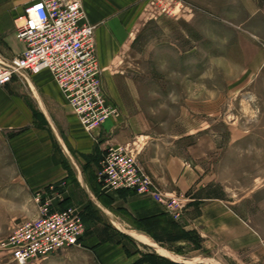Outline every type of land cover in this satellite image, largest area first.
Here are the masks:
<instances>
[{
	"label": "rangeland",
	"instance_id": "1",
	"mask_svg": "<svg viewBox=\"0 0 264 264\" xmlns=\"http://www.w3.org/2000/svg\"><path fill=\"white\" fill-rule=\"evenodd\" d=\"M11 8L10 0H0V31L13 22ZM129 10V20L123 21ZM113 19L117 24L103 31V46L96 49L117 123L101 132L108 121L103 122L94 141L105 151L138 139L141 152L160 142L161 149L198 176L194 189L205 195L203 200L195 199L192 189L184 195L157 184L163 193L176 195L180 214L175 217L165 206L175 225L152 234L159 248L180 256L177 263L201 255L198 259H208L201 264H253L248 249L233 258L231 245L220 243L211 228L202 235L185 233L179 223L190 203L195 215L216 221L215 206H208L207 213L198 206L214 201L264 235V0H136L113 5L97 22ZM1 44V59L21 52ZM13 44L15 51L23 47L19 39ZM13 81L26 94L30 91L21 77ZM9 134L0 133V264H12L3 247L8 234L34 216L22 190L15 196L6 189L17 175ZM128 237L136 240L129 232ZM153 247L143 248L154 253L149 256L153 264H175L157 256L162 254ZM74 250L28 264H95L86 254L73 255Z\"/></svg>",
	"mask_w": 264,
	"mask_h": 264
},
{
	"label": "crops",
	"instance_id": "2",
	"mask_svg": "<svg viewBox=\"0 0 264 264\" xmlns=\"http://www.w3.org/2000/svg\"><path fill=\"white\" fill-rule=\"evenodd\" d=\"M30 1L10 0L13 22L4 31H0L1 45L16 53L23 47L18 51L12 49L13 43L18 41L14 19L19 15L20 7ZM135 1L82 0V4L88 21L95 24L106 18V12L113 5ZM130 14V10L127 11L122 20L128 21ZM97 23L94 31L95 45L101 51L103 31L108 30L109 25L114 27L117 21ZM99 51L97 54H100ZM103 74L104 71L102 88ZM24 81L30 90L26 91L27 94L22 91L18 81L11 82L9 88H0V133L3 135L10 132L6 139L17 172L12 178L14 183L6 185L9 194L16 196L18 189L22 190L23 195L31 200L30 207L35 216V194L55 184V206L73 207L85 226L81 247L71 248L75 249L73 255L86 254L95 264H153L149 256H155L154 253L143 249L150 244L137 239L131 241L124 229H132L151 237L154 224L169 219L165 206L147 194H136L128 189H102L97 171L104 145L94 141L99 131L91 135L81 128L48 71L28 75ZM113 117L106 120L108 122L103 124L101 132L102 129L108 131L115 126L117 120ZM141 153V165L159 186L168 192L176 191L184 195L192 189L195 199H205L200 190L194 189L198 179L195 172L184 167L171 153L161 149L160 142L146 146ZM195 199L190 198L191 202ZM193 204L190 203L188 212L179 223L185 233L196 230L204 234L211 228L218 233L220 243L231 245L233 258L248 249L245 252L250 251L255 257L253 264H264L262 231L248 224L236 212L237 215L231 214L220 204L215 205L214 201L198 204L204 213H207L208 206L216 207L218 219L208 223L204 215L194 214ZM157 256L163 255L158 253ZM200 257L194 256L186 263H205L204 259L207 258L202 256L203 259H198ZM173 262L176 264L178 261Z\"/></svg>",
	"mask_w": 264,
	"mask_h": 264
},
{
	"label": "built area",
	"instance_id": "3",
	"mask_svg": "<svg viewBox=\"0 0 264 264\" xmlns=\"http://www.w3.org/2000/svg\"><path fill=\"white\" fill-rule=\"evenodd\" d=\"M23 49L14 58H0V88L14 76L48 71L81 128L94 134L115 106L102 88L103 68L95 45L96 26L88 21L82 0H32L14 19ZM141 141L113 145L102 154L97 171L104 190L128 189L147 194L178 217L177 197L163 193L140 162ZM55 184L35 194L37 214L17 224L3 243L12 264L40 262L81 247L84 223L73 207L55 206Z\"/></svg>",
	"mask_w": 264,
	"mask_h": 264
},
{
	"label": "bare ground",
	"instance_id": "4",
	"mask_svg": "<svg viewBox=\"0 0 264 264\" xmlns=\"http://www.w3.org/2000/svg\"><path fill=\"white\" fill-rule=\"evenodd\" d=\"M113 117V116H111ZM109 117V118H111ZM108 118V119H109ZM107 119V120H108ZM63 140V139H62ZM124 231V230H123ZM135 239L139 240V241H142V242H145V243H148V244H151L152 246L155 245L156 247H153V248H156L163 256L165 257H168L169 259L173 260V261H181L180 260V256L178 255H175L173 253H170V252H166L165 250L159 248L155 241H153V239H151V237L147 236V235H143L142 233H138L137 231L135 230H132V229H129L127 230Z\"/></svg>",
	"mask_w": 264,
	"mask_h": 264
},
{
	"label": "trees",
	"instance_id": "5",
	"mask_svg": "<svg viewBox=\"0 0 264 264\" xmlns=\"http://www.w3.org/2000/svg\"><path fill=\"white\" fill-rule=\"evenodd\" d=\"M156 222V221H155ZM172 225H175L171 220H169V219H165V220H162V221H158V223L156 222L155 224H154V226H155V228H154V230H161V229H167L168 228V226H172ZM153 232H151L150 233V235H151V237H153V239L154 240H156V241H158L156 238H155V236H154V234H152Z\"/></svg>",
	"mask_w": 264,
	"mask_h": 264
}]
</instances>
